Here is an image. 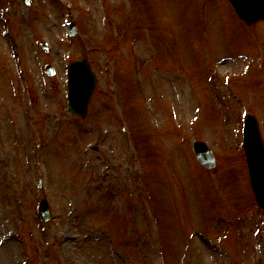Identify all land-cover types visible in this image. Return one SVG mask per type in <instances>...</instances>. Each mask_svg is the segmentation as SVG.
<instances>
[{"label":"rangeland","instance_id":"obj_1","mask_svg":"<svg viewBox=\"0 0 264 264\" xmlns=\"http://www.w3.org/2000/svg\"><path fill=\"white\" fill-rule=\"evenodd\" d=\"M263 55L264 20L228 0H0V264H264L240 137L246 109L264 136V66H245ZM81 57L98 80L84 118L66 99Z\"/></svg>","mask_w":264,"mask_h":264},{"label":"water","instance_id":"obj_2","mask_svg":"<svg viewBox=\"0 0 264 264\" xmlns=\"http://www.w3.org/2000/svg\"><path fill=\"white\" fill-rule=\"evenodd\" d=\"M238 16L250 24L264 19V0H230ZM29 3V0H26ZM73 33L76 28L73 25ZM44 48L46 46L44 45ZM48 72L52 70L47 66ZM69 108L81 116H85L90 97L96 87V76L85 58L74 60L69 67ZM249 168L252 188L257 202L264 208V142L260 136L258 124L254 117L249 116L246 123L244 146ZM193 149L198 160L207 168L213 167L215 159L212 151L204 142H193ZM40 212L48 221L50 212L45 199L40 204Z\"/></svg>","mask_w":264,"mask_h":264}]
</instances>
